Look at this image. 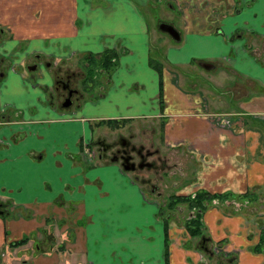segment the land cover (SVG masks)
I'll return each instance as SVG.
<instances>
[{"label": "crops", "instance_id": "obj_1", "mask_svg": "<svg viewBox=\"0 0 264 264\" xmlns=\"http://www.w3.org/2000/svg\"><path fill=\"white\" fill-rule=\"evenodd\" d=\"M149 1L0 0V26L24 53L54 62L119 53L98 91L61 111L45 102V81L14 67L0 75V264H264V245L252 249L264 214L209 203L205 244L219 243L220 254H205L180 221L158 215L130 172L80 149L101 119L156 126L192 166L181 193L263 204L264 0H170L182 25L160 52L161 102L140 10Z\"/></svg>", "mask_w": 264, "mask_h": 264}, {"label": "rangeland", "instance_id": "obj_2", "mask_svg": "<svg viewBox=\"0 0 264 264\" xmlns=\"http://www.w3.org/2000/svg\"><path fill=\"white\" fill-rule=\"evenodd\" d=\"M169 1L170 0H163V2L162 0H150L140 9L149 28L151 48L153 50H158L160 48V52L162 53L167 47L166 44L173 42V39L167 33L159 30V23L168 22L179 30H181L180 27L182 25L180 14L177 12V9L174 10V7H171V2ZM1 11L2 10H0V13ZM2 26H0V40L3 39L4 46L2 43V45L0 44V72L3 74L10 67H14V69L20 68L27 73L26 75L31 76V80L37 79L39 81H45L43 84L44 89H47V92L45 93L44 99L47 104L52 105L58 111H61L62 109L74 108L77 104L75 101L74 103L76 104H72L67 108H61L59 104L61 91L53 90L51 77L57 67H60L62 71L68 69L69 71H73L76 74L83 72L84 70L80 55H72L70 58L65 57L63 60L61 59L60 61L54 62L51 57L46 55L35 56L33 53H24L22 50L25 49L26 45L19 44L18 46L16 45L15 47H12V39H10L12 32L7 27V25ZM10 26L13 27V25ZM33 76L35 78H33ZM103 80L104 78L101 75H97V83L95 82L91 88H87L85 91L80 89L82 93H84L83 97H81L78 102L81 103L85 99L90 98L93 93L98 91L100 81ZM77 82L78 78L74 83L76 87ZM152 128V126L149 128L147 124H132L130 122L122 123L116 129L109 128L105 125H93L91 126V129L93 130L92 138L81 144V148L83 149L82 152L87 154V158L90 160L93 157L96 158L99 153L96 139H101L102 141L107 140L112 141V143H116L117 137L122 136L131 139L134 144H142L145 149H148L153 153L147 158V160L153 163V167H144L140 170H136L135 172H130V174L142 184L143 192L150 195L151 201H153L156 207L159 209L158 215L160 217L164 216L167 220L180 221V223L183 225V220H185V218H187V214H189V208H187V205L185 203H180L176 204L173 208H169L167 207V203L170 195L183 194L181 193V191H183L181 188L190 183L191 173L185 172L182 174V171L186 170V168H192V166L189 164L187 159L183 158V160L182 157L179 159L174 154L173 148L167 147V145H164V143L160 141L158 134L159 130L156 126L153 128L155 129L154 133H152ZM173 156H175V158H173ZM152 186H154V192L149 190V188ZM230 199L231 200L228 204H220L221 200H219L220 202H215L212 200L209 203L210 205H214L213 211H221L222 209L236 214L238 212L243 213L242 211H244L246 215L250 216V218L256 213H259L261 216L264 214V199L262 198L260 203L263 204L261 205H258V202L256 203V201H249L251 203H246L245 201L244 203L240 204L239 202L235 201V199ZM208 213L211 214L212 212ZM197 241L200 243L202 240L197 237ZM213 245L218 248L220 247L219 243L208 244L209 253L211 252V254H220L219 250L213 249ZM22 255L27 256L26 253ZM30 257L32 256L30 255ZM74 259V256H72L70 260L73 261Z\"/></svg>", "mask_w": 264, "mask_h": 264}, {"label": "trees", "instance_id": "obj_3", "mask_svg": "<svg viewBox=\"0 0 264 264\" xmlns=\"http://www.w3.org/2000/svg\"><path fill=\"white\" fill-rule=\"evenodd\" d=\"M160 51L153 50L150 47V54L148 56V65L153 68L157 74H158V88H159V102H161V90H162V84H161V69H162V62H161V56ZM119 53L114 48H105L103 49L99 54L93 55V54H84L81 57L82 60V66H83V73H84V81L83 85L84 87L91 88L96 80L97 75L101 72H105L109 74L118 64V57ZM97 83V82H96ZM87 90V88H86ZM125 120L121 119H101L97 122L98 125H105L109 128H117L122 123H124ZM80 149L81 143H80ZM229 193H209L205 190H198L193 192L192 194H173L169 196V200L167 203V207L173 208L176 204L185 203L187 205V208L193 210V214L189 217H187L183 221V227L186 229L188 234L192 237H199L200 239H207L204 237V225L202 221V214L207 208V205L212 200H223L227 199L229 197ZM248 199H251L250 193L244 194ZM260 241L252 248L254 251H261L262 245H264V236L260 235ZM28 236H23L19 240L10 242L11 247H17L24 245L28 241ZM200 246V249L205 252V254L209 253V249ZM165 254L167 252L165 251ZM165 264H167V260L165 261Z\"/></svg>", "mask_w": 264, "mask_h": 264}, {"label": "flooded vegetation", "instance_id": "obj_4", "mask_svg": "<svg viewBox=\"0 0 264 264\" xmlns=\"http://www.w3.org/2000/svg\"><path fill=\"white\" fill-rule=\"evenodd\" d=\"M164 23L169 24L168 22H164ZM0 75H2L1 72ZM99 75H101L104 78V82H106L108 74L105 72H101L99 73ZM51 78H52L53 90L61 91L60 103H59L61 108H67V107H62V103L65 101L66 98L70 99L69 106H71L72 104H76L74 103V101L77 102L78 104L79 99L83 97V93H84V92L82 93L81 90L85 91L86 88H88V87L85 88L82 82L84 81L83 72H79L78 74H76L75 72L69 71L68 69L62 71L60 67H57L56 70L53 72ZM77 78H78V82L76 87L74 83ZM69 92L70 95L68 94ZM96 142L99 148V153L97 157L106 158L110 161L118 163L121 169L125 170L126 172L132 173L144 167H149V168L153 167V163L147 160V158L153 153L150 150L145 149L142 144H138V145L134 144L129 138L119 136L116 139V143H112V141H107V140L102 141L101 139L99 140L96 139ZM124 167L126 169H124ZM149 190L154 192V186L150 187ZM188 210H189V214H187V217L193 214L192 209H188ZM201 240L202 241H200L199 247L203 246L207 241V239L205 240L204 238ZM204 247L207 248V245L205 244Z\"/></svg>", "mask_w": 264, "mask_h": 264}, {"label": "water", "instance_id": "obj_5", "mask_svg": "<svg viewBox=\"0 0 264 264\" xmlns=\"http://www.w3.org/2000/svg\"><path fill=\"white\" fill-rule=\"evenodd\" d=\"M158 28L162 32H165L168 35H170L174 40H178V38H179L178 31L172 25L161 22V23H159ZM68 94L70 95V92ZM69 105H70V99L66 98L65 101L62 103V107H68ZM124 169H126V168L124 167ZM0 213H1V211H0Z\"/></svg>", "mask_w": 264, "mask_h": 264}]
</instances>
